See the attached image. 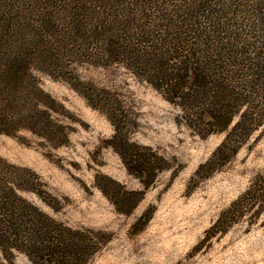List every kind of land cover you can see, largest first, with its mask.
Wrapping results in <instances>:
<instances>
[{
    "label": "rangeland",
    "instance_id": "obj_1",
    "mask_svg": "<svg viewBox=\"0 0 264 264\" xmlns=\"http://www.w3.org/2000/svg\"><path fill=\"white\" fill-rule=\"evenodd\" d=\"M34 75L56 101L52 115L67 143L28 130L0 134V158L39 177L47 193L20 195L43 213L105 234L84 264H264V126L199 173L227 132L193 133L181 109L125 65L63 62L54 77ZM136 149L165 169L137 178L121 155ZM134 193H142L139 202ZM0 264L34 263L0 251Z\"/></svg>",
    "mask_w": 264,
    "mask_h": 264
},
{
    "label": "trees",
    "instance_id": "obj_2",
    "mask_svg": "<svg viewBox=\"0 0 264 264\" xmlns=\"http://www.w3.org/2000/svg\"><path fill=\"white\" fill-rule=\"evenodd\" d=\"M63 62L123 64L179 107L193 133L227 132L199 173L264 126V0L1 1L0 134L28 130L67 143L52 115L56 101L34 75L54 77ZM121 155L141 180L165 169L139 149ZM39 186L35 173L0 158V251L7 260L21 252L34 264H84L108 239L69 228L20 195L47 193Z\"/></svg>",
    "mask_w": 264,
    "mask_h": 264
}]
</instances>
